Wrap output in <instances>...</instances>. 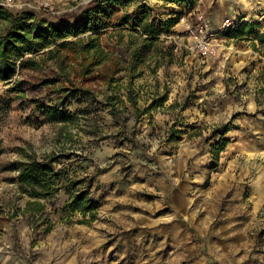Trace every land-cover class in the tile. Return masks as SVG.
I'll list each match as a JSON object with an SVG mask.
<instances>
[{
    "label": "rangeland",
    "instance_id": "rangeland-1",
    "mask_svg": "<svg viewBox=\"0 0 264 264\" xmlns=\"http://www.w3.org/2000/svg\"><path fill=\"white\" fill-rule=\"evenodd\" d=\"M91 1L0 0V7L13 18L33 15L29 24L57 25L66 14L80 16L81 6L92 9ZM125 2L113 5L99 33L120 70L112 85H93L92 102L77 94L60 103L65 95L53 89L68 83L54 62L27 64L47 50L10 51L14 73L0 80V264H264V3L247 16L244 0ZM189 11L255 25V34L248 27L234 34L226 60L180 56L165 37ZM9 20L0 18L1 37L12 30ZM166 22L171 28L160 26ZM58 74L53 87L41 85ZM89 102V112H79ZM50 108L69 121L57 122ZM222 139L228 144L216 161ZM49 155L59 157L52 166L62 188L41 200L42 212L26 214L16 167ZM82 193L98 204L90 224L66 209Z\"/></svg>",
    "mask_w": 264,
    "mask_h": 264
},
{
    "label": "trees",
    "instance_id": "trees-1",
    "mask_svg": "<svg viewBox=\"0 0 264 264\" xmlns=\"http://www.w3.org/2000/svg\"><path fill=\"white\" fill-rule=\"evenodd\" d=\"M125 1L127 0H92L90 2V4L94 5L92 9H87V6H81L77 8L78 11H83L80 16H77L76 12L66 14L59 19L57 25L46 23L45 21L29 24V21L34 20L33 15L24 14L22 18H13L0 7V18L10 19L9 24L12 26V30L8 31L5 37L0 36V80H7V76L14 73L9 62L11 49H14V51L22 50L20 47L23 46L27 52L34 54L47 50L43 54L45 58L40 60L30 59L27 64H30L31 68H35L54 62L68 83L67 86L53 89L56 93L65 95L60 103L65 106L66 103L64 101L77 94H82L85 98H91L92 102L94 98L93 85L100 82L107 83L120 70L119 60L107 55L102 49L99 33L107 28V22L113 18V5L117 7L124 6L127 3ZM160 26L169 29L172 25L170 22H166ZM254 26L243 25L229 31L227 36L233 39L234 34H242L246 27L249 28L247 34L254 35ZM160 35V31L155 30L150 33V38L157 40ZM72 38L77 39L72 40ZM258 39L261 44H264V34L259 35ZM150 47L149 45L147 49ZM95 67L98 68L97 76L94 75ZM59 76L60 74L55 75L51 79L46 78L41 85L53 87L57 83ZM107 84L112 85L111 82ZM128 91L130 95L129 101L136 105L132 84L129 85ZM108 100L113 102L116 98L109 97ZM164 101L165 98H162V102ZM91 102L88 103L87 107L81 108L79 112L88 113ZM47 110L57 122L69 121L62 119L57 109L54 111L52 108ZM227 144L228 142L222 139L215 146L213 155L216 161H218L219 154L225 149ZM57 161H59L58 156L49 155L42 161L32 156L27 161L18 163L15 182L20 194L29 198L24 210L26 214L42 212L45 209V205L41 200L52 198L62 188L59 182L61 176L52 166ZM97 208L98 204L88 198L86 193L74 196L66 207L70 212L81 213L85 218L82 223L85 224H90L96 220ZM13 240L15 242L17 240L16 233H14Z\"/></svg>",
    "mask_w": 264,
    "mask_h": 264
},
{
    "label": "built area",
    "instance_id": "built-area-1",
    "mask_svg": "<svg viewBox=\"0 0 264 264\" xmlns=\"http://www.w3.org/2000/svg\"><path fill=\"white\" fill-rule=\"evenodd\" d=\"M236 25L230 17L217 23L204 12L189 11L180 15L177 20V26L181 29L174 30L171 37L165 38L172 51L180 56L193 55L204 63L209 60H226L232 51L230 42L233 41L227 34Z\"/></svg>",
    "mask_w": 264,
    "mask_h": 264
},
{
    "label": "bare ground",
    "instance_id": "bare-ground-1",
    "mask_svg": "<svg viewBox=\"0 0 264 264\" xmlns=\"http://www.w3.org/2000/svg\"><path fill=\"white\" fill-rule=\"evenodd\" d=\"M258 1L260 2L261 0H244V4L246 6L245 13L247 16L251 14L255 7L261 8V4L264 2L261 1L260 3H258Z\"/></svg>",
    "mask_w": 264,
    "mask_h": 264
}]
</instances>
